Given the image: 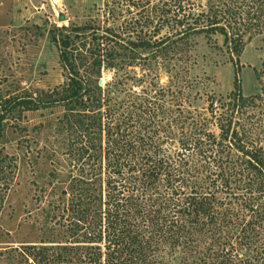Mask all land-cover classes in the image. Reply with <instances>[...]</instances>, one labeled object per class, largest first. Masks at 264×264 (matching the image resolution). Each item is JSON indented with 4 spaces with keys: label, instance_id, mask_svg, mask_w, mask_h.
Listing matches in <instances>:
<instances>
[{
    "label": "trees",
    "instance_id": "16d2710c",
    "mask_svg": "<svg viewBox=\"0 0 264 264\" xmlns=\"http://www.w3.org/2000/svg\"><path fill=\"white\" fill-rule=\"evenodd\" d=\"M122 1L129 4L114 1L113 7L120 13L136 8L140 19L116 27L90 21L52 33L60 63L71 76L39 100L0 96V137L10 117L56 104L80 118L102 110L106 101L99 80L96 97L80 76L86 64L92 66L89 77L103 65L118 68L119 63L123 69L132 65L137 49L171 53L195 35H220L228 52L240 56L248 31L264 32V0L207 5L167 0L153 10L149 0ZM105 6L108 14L115 12L110 2ZM140 24L143 30H133ZM81 40L94 48L89 58L78 53ZM240 71L237 67L233 92L208 96L202 114L183 108L179 121L169 125L170 148L161 153L155 147V158L121 134L123 150L105 156L103 182L92 171L90 178H73L70 194L62 191L71 197L70 206L53 221L66 235L64 242L8 246L0 249V264H264V70H255L260 92L252 96L243 94ZM178 94L184 96L172 92ZM96 130L99 136L102 130ZM90 149L88 161L98 159L95 146ZM77 183L85 187L75 190Z\"/></svg>",
    "mask_w": 264,
    "mask_h": 264
},
{
    "label": "rangeland",
    "instance_id": "374dc122",
    "mask_svg": "<svg viewBox=\"0 0 264 264\" xmlns=\"http://www.w3.org/2000/svg\"><path fill=\"white\" fill-rule=\"evenodd\" d=\"M107 1L113 14L107 13ZM114 1L129 4L122 0H0V96L39 100L43 93L50 94L66 84L71 75L60 63L52 33L90 21L116 27L125 20L140 19L138 9L120 13L113 7ZM166 1L149 0L151 10ZM196 3L207 5L210 0ZM60 14L65 15V22L59 21ZM158 22L149 27V33ZM140 26L133 25V30H143ZM168 31L164 29L162 34ZM245 41L240 56L228 52L220 35L210 39L195 35L171 53L157 55L137 49L132 65L123 69L119 63L118 68L103 65L89 77L92 66L86 64L80 67L86 89L97 91L98 80L104 81L102 110L80 118L77 111L60 103L20 118L10 117L0 137V249L64 242L66 235L53 221L70 206L71 197L63 196L62 191L70 194L73 178H90L86 175L92 171L103 182L107 178L105 156L123 150L121 134L139 145L133 148L155 158V147L161 153L170 148L166 141L169 125L175 118L179 121L184 107L202 114L208 96L226 97L233 92L237 67L243 94H258L255 70H264V32L248 31ZM79 42L78 53L87 58L94 48L87 40ZM177 91L184 96L172 95ZM95 93L99 97V92ZM95 128L102 130L99 136ZM92 146L102 155L94 153L98 159L88 161ZM83 187L77 183L75 190Z\"/></svg>",
    "mask_w": 264,
    "mask_h": 264
},
{
    "label": "water",
    "instance_id": "95a60500",
    "mask_svg": "<svg viewBox=\"0 0 264 264\" xmlns=\"http://www.w3.org/2000/svg\"><path fill=\"white\" fill-rule=\"evenodd\" d=\"M65 20H66L65 15H64V14H60V15H59V21H60V22H65ZM99 86H101V87L104 86V81H103V80H101V81L99 82Z\"/></svg>",
    "mask_w": 264,
    "mask_h": 264
},
{
    "label": "bare ground",
    "instance_id": "6f19581e",
    "mask_svg": "<svg viewBox=\"0 0 264 264\" xmlns=\"http://www.w3.org/2000/svg\"><path fill=\"white\" fill-rule=\"evenodd\" d=\"M58 2V1H57Z\"/></svg>",
    "mask_w": 264,
    "mask_h": 264
}]
</instances>
